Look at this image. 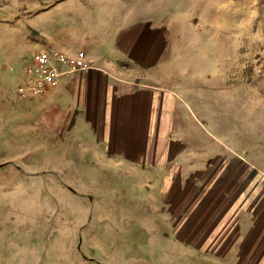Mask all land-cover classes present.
Returning <instances> with one entry per match:
<instances>
[{"label":"rangeland","instance_id":"1","mask_svg":"<svg viewBox=\"0 0 264 264\" xmlns=\"http://www.w3.org/2000/svg\"><path fill=\"white\" fill-rule=\"evenodd\" d=\"M110 2L162 23L161 163L76 147L19 95L59 12ZM0 264H264V0H0Z\"/></svg>","mask_w":264,"mask_h":264},{"label":"crops","instance_id":"2","mask_svg":"<svg viewBox=\"0 0 264 264\" xmlns=\"http://www.w3.org/2000/svg\"><path fill=\"white\" fill-rule=\"evenodd\" d=\"M115 3L107 4L111 11L88 12L85 20L77 12H59L56 29L49 31L50 49L87 67L29 99L31 108L68 128L62 136L70 135L69 142L83 150L130 153L140 160L152 154L161 163L174 146L170 138L179 112L173 66L156 27L162 23L132 18Z\"/></svg>","mask_w":264,"mask_h":264},{"label":"built area","instance_id":"3","mask_svg":"<svg viewBox=\"0 0 264 264\" xmlns=\"http://www.w3.org/2000/svg\"><path fill=\"white\" fill-rule=\"evenodd\" d=\"M87 66L53 49L34 52L25 66V83L18 89L23 99L40 98L60 82Z\"/></svg>","mask_w":264,"mask_h":264}]
</instances>
